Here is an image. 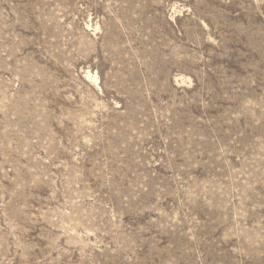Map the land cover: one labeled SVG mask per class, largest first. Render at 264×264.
Wrapping results in <instances>:
<instances>
[{
	"label": "rangeland",
	"instance_id": "1",
	"mask_svg": "<svg viewBox=\"0 0 264 264\" xmlns=\"http://www.w3.org/2000/svg\"><path fill=\"white\" fill-rule=\"evenodd\" d=\"M0 264H264V0H0Z\"/></svg>",
	"mask_w": 264,
	"mask_h": 264
}]
</instances>
